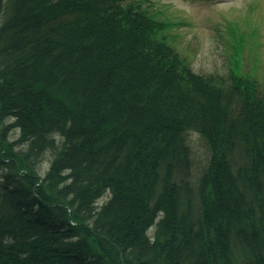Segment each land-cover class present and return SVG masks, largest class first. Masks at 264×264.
<instances>
[{"label":"trees","instance_id":"16d2710c","mask_svg":"<svg viewBox=\"0 0 264 264\" xmlns=\"http://www.w3.org/2000/svg\"><path fill=\"white\" fill-rule=\"evenodd\" d=\"M170 26L138 0H0V264H264V91L194 72Z\"/></svg>","mask_w":264,"mask_h":264},{"label":"rangeland","instance_id":"374dc122","mask_svg":"<svg viewBox=\"0 0 264 264\" xmlns=\"http://www.w3.org/2000/svg\"><path fill=\"white\" fill-rule=\"evenodd\" d=\"M139 1L171 23L163 35L194 72L228 76L236 70L250 74L264 91V0ZM187 142L198 174L207 163L208 144L197 131H189ZM49 164L46 157L42 169Z\"/></svg>","mask_w":264,"mask_h":264}]
</instances>
